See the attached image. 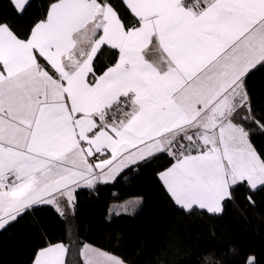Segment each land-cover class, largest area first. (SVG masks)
<instances>
[{
	"label": "snow or ice",
	"instance_id": "1",
	"mask_svg": "<svg viewBox=\"0 0 264 264\" xmlns=\"http://www.w3.org/2000/svg\"><path fill=\"white\" fill-rule=\"evenodd\" d=\"M13 3L22 13L28 0ZM125 3L138 26L109 0H55L26 39L0 25V228L34 205L63 214L58 196L72 206L81 185L163 152L176 162L160 179L185 210L220 213L233 186H264V159L233 122L248 105L245 76L264 64V0H205L199 10L184 0ZM105 44L118 59L97 75ZM152 49L159 60L146 58ZM113 108L122 116L109 121ZM66 252L51 245L34 264H65ZM81 254L85 264H123Z\"/></svg>",
	"mask_w": 264,
	"mask_h": 264
},
{
	"label": "trees",
	"instance_id": "2",
	"mask_svg": "<svg viewBox=\"0 0 264 264\" xmlns=\"http://www.w3.org/2000/svg\"><path fill=\"white\" fill-rule=\"evenodd\" d=\"M53 2L28 0L20 13L11 0H0V25H8L18 38L26 39ZM109 2L127 27L138 25L122 0ZM201 3L189 6L198 9ZM117 56L116 49L102 45L93 60L96 74L113 65ZM244 88L248 105L233 122L249 132L250 143L264 159L260 126L264 125V64L249 71ZM174 158L167 152L157 153L125 167L110 182L77 189L74 204L65 206L63 214L53 205L32 206L0 229V264H32L39 249L58 242L67 249L65 264H85L80 253L84 244L125 264H249L250 259L251 264H264V186L251 189L247 182L233 186L232 197L222 202L220 213L198 207L185 210L158 177ZM133 197L140 199L133 213L109 212L112 203Z\"/></svg>",
	"mask_w": 264,
	"mask_h": 264
},
{
	"label": "crops",
	"instance_id": "3",
	"mask_svg": "<svg viewBox=\"0 0 264 264\" xmlns=\"http://www.w3.org/2000/svg\"><path fill=\"white\" fill-rule=\"evenodd\" d=\"M12 1V3H13V0H11ZM123 2H124V4L126 5V3H125V0H122ZM202 5H201V7H199V8H202L203 6H204V4H205V0H202V3H201ZM13 5H14V3H13ZM14 7H15V5H14ZM16 8V7H15ZM199 8L198 9H194V10H199ZM17 10V9H16ZM49 10V9H48ZM47 16V15H46ZM46 18V17H45ZM136 26H138V25H136ZM33 28V27H32ZM99 35H102V30L96 35V39H98L99 38ZM105 45H107V44H105ZM107 46H109V45H107ZM81 47H83L86 51L87 50H90V44H89V41H88V39H87V37H85L82 41H81ZM109 47H111V46H109ZM118 51V50H117ZM118 55H119V53H118ZM146 58H148L149 60H159V58H160V53L156 50V49H152L151 50V52H150V54L146 57ZM117 59H118V56H117ZM116 59V60H117ZM46 62V61H45ZM115 64V63H114ZM113 64V65H114ZM113 65H111V66H113ZM111 66H109V67H111ZM0 68H2V66H0ZM108 68V67H107ZM106 68V69H107ZM105 69V70H106ZM104 70V71H105ZM103 71V72H104ZM102 72V73H103ZM101 73V74H102ZM115 108H113L112 109V112H110L109 113V116H108V119H109V121H111L113 118H115L116 120H119L120 118H121V116H122V112L121 113H117V110H114ZM130 109L129 108H123V111H129ZM113 113H116V115L115 116H113ZM108 158H110V152L109 153H107V155H101V154H97V156L95 157V158H90V163H93V164H95L96 162H98V160L99 159H108ZM176 162V160H175V158H174V161L167 167V168H165V169H163L162 171H160L159 173H158V177H159V179H160V176H159V174L161 173V172H163V171H165L166 169H168V168H170L174 163ZM129 165H132V164H129ZM128 165V166H129ZM124 169V168H123ZM114 179V178H113ZM113 179H110V180H107V181H102V180H97L94 184H96V183H104V182H110V181H112ZM160 181H161V183L163 184V186H164V188L166 189V186L164 185V183H163V181L160 179ZM93 184V185H94ZM257 186H259V185H257ZM83 187H87V186H83V185H81L80 187H78L77 189H79V188H83ZM76 189V190H77ZM166 191H167V189H166ZM168 192V191H167ZM75 193V192H74ZM168 194L170 195V197H171V194L168 192ZM172 198V197H171ZM172 200L174 201V199L172 198ZM127 201H132V203H133V205H134V207L135 208H137L139 205H140V199L139 198H136V197H133V198H129V199H127V200H125V201H123V202H120V203H125V202H127ZM175 202V201H174ZM57 203H58V205H59V208L60 209H64L65 208V206H70L69 204H68V201H67V198H61V197H57ZM112 205V204H111ZM111 205H110V207H111ZM53 206H55V205H53ZM179 206V205H178ZM56 207V206H55ZM179 207H181V206H179ZM194 207H198V206H194ZM199 208V207H198ZM56 209H57V207H56ZM110 209V208H109ZM204 210H206V209H204ZM207 211V210H206ZM117 212H121V210L120 211H114V213H117ZM122 212H124V211H122ZM58 243H60V244H63V243H61V242H58ZM58 243H54V244H51V245H55V244H58ZM51 245H48V246H46V247H49V246H51ZM64 245V244H63ZM89 244H84L82 247H81V251H80V253H82V251H89L90 252V254H92V253H105V254H107L108 256H112V257H115V258H117V256H115V255H113V254H110V253H108V252H105V251H103L102 249H99V248H97V247H94V246H91V247H89L88 246ZM46 247H43V248H41V249H44V248H46ZM41 249H39L38 251H37V253H36V255H35V257H34V259H33V261H32V264H34V260H35V258H36V256H37V254H38V252L41 250ZM81 256H82V258H83V260L85 261V256H83L82 254H81ZM101 259H103V257H101ZM117 259H119V258H117ZM120 260V259H119Z\"/></svg>",
	"mask_w": 264,
	"mask_h": 264
},
{
	"label": "rangeland",
	"instance_id": "4",
	"mask_svg": "<svg viewBox=\"0 0 264 264\" xmlns=\"http://www.w3.org/2000/svg\"><path fill=\"white\" fill-rule=\"evenodd\" d=\"M136 209L137 208L134 207L132 201H127L125 203L115 202V203H112V205L109 209V212L113 213L114 211H120L121 210L124 212L133 213ZM88 246L91 247V245H88ZM85 259H86V257H85ZM123 264H125V263L123 262Z\"/></svg>",
	"mask_w": 264,
	"mask_h": 264
},
{
	"label": "built area",
	"instance_id": "5",
	"mask_svg": "<svg viewBox=\"0 0 264 264\" xmlns=\"http://www.w3.org/2000/svg\"><path fill=\"white\" fill-rule=\"evenodd\" d=\"M199 0H193L192 2H190V4L186 5V6H189L191 5V3H197Z\"/></svg>",
	"mask_w": 264,
	"mask_h": 264
}]
</instances>
